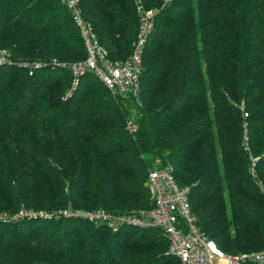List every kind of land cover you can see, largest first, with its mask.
I'll return each mask as SVG.
<instances>
[{
    "label": "trees",
    "instance_id": "16d2710c",
    "mask_svg": "<svg viewBox=\"0 0 264 264\" xmlns=\"http://www.w3.org/2000/svg\"><path fill=\"white\" fill-rule=\"evenodd\" d=\"M65 1L0 0V264H181L158 228L59 217L151 210L158 162L225 253L264 250V0H78L114 63L155 12L137 97L53 65L87 57Z\"/></svg>",
    "mask_w": 264,
    "mask_h": 264
},
{
    "label": "built area",
    "instance_id": "2783aa9c",
    "mask_svg": "<svg viewBox=\"0 0 264 264\" xmlns=\"http://www.w3.org/2000/svg\"><path fill=\"white\" fill-rule=\"evenodd\" d=\"M68 9L73 15L76 27L84 41L87 57L84 61L73 64H61L54 61L55 67H68L72 75L73 89L79 83L80 77L91 72L109 89L114 96L137 97L143 71V57L149 36L154 25V12L138 7L139 31L130 57L123 63H114L108 57L107 50L100 44L93 27L82 15L78 0H66ZM8 54L0 51V64L9 61ZM29 69V75L44 66L40 62L22 63ZM130 133L136 131L132 121L128 123ZM245 138V146H248ZM257 158H252L251 173L255 175ZM150 171L148 185L151 189L154 206L151 210L129 215H115L105 210L97 211H64V218L82 219L95 225L104 224L112 232H118L123 227L138 229L158 228L162 230L168 241V255L179 259L181 264H221L227 260L229 264H264V250L254 253L229 255L219 248L200 230L197 219L192 213L189 195L190 187H181L171 166H160ZM264 195V186L259 184ZM29 216L38 218L37 214L21 212L15 218ZM40 218H52L53 215L40 214Z\"/></svg>",
    "mask_w": 264,
    "mask_h": 264
},
{
    "label": "rangeland",
    "instance_id": "374dc122",
    "mask_svg": "<svg viewBox=\"0 0 264 264\" xmlns=\"http://www.w3.org/2000/svg\"><path fill=\"white\" fill-rule=\"evenodd\" d=\"M154 14H155V12H154ZM9 58V57H8ZM1 65V64H0ZM54 70H56V68H53ZM72 83H73V81H72ZM114 96V95H113ZM66 97H64V99H65ZM127 106H129V104H126ZM135 112V111H134ZM59 217H63V216H59ZM52 218H54V217H52ZM52 218H45V219H52ZM55 219V218H54ZM57 219V218H56ZM221 264H229V261H227V260H224V261H221Z\"/></svg>",
    "mask_w": 264,
    "mask_h": 264
}]
</instances>
